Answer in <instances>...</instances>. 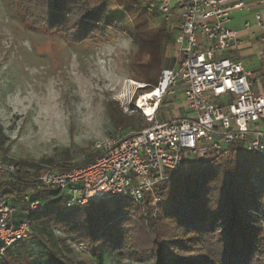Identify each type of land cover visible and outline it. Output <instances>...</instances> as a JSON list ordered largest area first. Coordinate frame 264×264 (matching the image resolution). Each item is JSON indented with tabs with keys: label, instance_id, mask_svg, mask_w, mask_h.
<instances>
[{
	"label": "trees",
	"instance_id": "16d2710c",
	"mask_svg": "<svg viewBox=\"0 0 264 264\" xmlns=\"http://www.w3.org/2000/svg\"><path fill=\"white\" fill-rule=\"evenodd\" d=\"M27 2L32 5L31 23L61 34L73 45L103 39L109 30L118 31L122 20L114 12L121 9L130 21L136 46L131 73L137 81L152 85L149 90L157 84L161 70L173 65L166 42L171 41L174 29L166 20L151 24L158 13L151 10L148 1ZM108 116L115 130L126 123L127 117L140 119L139 114H124L117 101L109 103ZM95 156L90 154L84 164ZM259 158L235 152L207 164L181 166L170 172L168 182L154 187L158 197L155 205L146 196L142 204L119 197L73 207L66 205L67 195L58 189L37 188L30 180L41 163L54 164L53 160H13L18 176L0 179V190L3 196L13 198L19 210L16 219L28 218L33 233L26 241L0 252V264H75L59 240L48 233L52 228L76 235L74 239L86 245L98 263L109 254L136 259L150 255V264H264V165ZM28 189H32L29 198ZM37 200L44 205L41 210L22 213ZM129 218H135L147 231L148 247L143 252L121 231ZM33 236L35 240L31 241Z\"/></svg>",
	"mask_w": 264,
	"mask_h": 264
},
{
	"label": "built area",
	"instance_id": "2783aa9c",
	"mask_svg": "<svg viewBox=\"0 0 264 264\" xmlns=\"http://www.w3.org/2000/svg\"><path fill=\"white\" fill-rule=\"evenodd\" d=\"M147 1L169 22L172 0ZM252 1L176 0L179 22L172 38L173 65L163 68L157 84L142 95L152 105L151 115L137 103L151 125L96 140L93 149L98 154L87 164L65 169L41 163L30 180L37 188L53 187L67 195L68 207L119 197L142 204L146 196L155 205L154 187L168 182L170 172L184 163L207 164L235 152L264 159V74L256 79L241 60L226 56L243 43L227 24ZM254 17L263 31L259 44L264 46V22L258 11ZM140 84L138 88L148 87ZM176 93L182 96L183 113L160 120L163 98ZM17 176L13 159L0 155V179ZM43 206L33 201L22 213ZM17 213L12 199L0 191V252L32 236L29 219L18 221Z\"/></svg>",
	"mask_w": 264,
	"mask_h": 264
},
{
	"label": "rangeland",
	"instance_id": "374dc122",
	"mask_svg": "<svg viewBox=\"0 0 264 264\" xmlns=\"http://www.w3.org/2000/svg\"><path fill=\"white\" fill-rule=\"evenodd\" d=\"M141 1L147 4V0ZM31 6L27 0H0V155L33 162L50 159L54 161L51 165L74 167L84 164L90 154H98L93 149L96 140L151 125L137 107V100L152 85L142 89L130 84L143 82L130 70L136 46L130 21L121 9L114 12L122 20L118 31L109 30L103 39L73 45L61 34L31 23ZM177 7L175 13L179 12ZM251 15L247 17L251 19ZM162 20L157 14L151 24ZM177 22L174 15L168 25L176 29ZM166 48L173 59L172 37ZM181 100L179 93L164 97L160 120L179 117L184 107ZM111 101H117L124 114H139L140 119L127 117L115 130L108 116ZM260 162L264 165V159ZM31 195L32 189H28L27 198ZM129 219L121 231L143 252L148 247L147 231L135 218ZM48 233L59 240L75 264H150L153 260L150 255L136 259L106 254L98 263L88 247L74 239L76 235L57 228Z\"/></svg>",
	"mask_w": 264,
	"mask_h": 264
},
{
	"label": "crops",
	"instance_id": "0c3cea01",
	"mask_svg": "<svg viewBox=\"0 0 264 264\" xmlns=\"http://www.w3.org/2000/svg\"><path fill=\"white\" fill-rule=\"evenodd\" d=\"M172 1L175 9L177 2L176 0ZM249 5L250 8L248 7V9L232 14V17L227 24L228 27L237 31L238 36L242 39L243 43L234 51L226 53V56L232 59L241 60L246 68L252 71L253 76L256 79H259L264 74V46L259 44V38L263 35V31L257 24L254 13L258 11L261 15L262 22H264V6L261 4L260 0H254ZM173 13V16L176 15L179 22V13ZM248 14H252L251 19L247 17ZM246 22L249 23V28L244 27ZM258 33H260V36L257 37ZM13 204L15 203L13 202ZM15 218L17 217L15 216Z\"/></svg>",
	"mask_w": 264,
	"mask_h": 264
},
{
	"label": "bare ground",
	"instance_id": "6f19581e",
	"mask_svg": "<svg viewBox=\"0 0 264 264\" xmlns=\"http://www.w3.org/2000/svg\"><path fill=\"white\" fill-rule=\"evenodd\" d=\"M130 84H133L135 85V88L137 87H141L142 85L140 83H135L133 81H130ZM145 93H148V92H145ZM143 93L140 94L139 96V100H137V102L140 104L141 107L144 108L145 112L148 114V115H151L152 113V105H150L148 102L144 101V98L142 97ZM146 97V96H145Z\"/></svg>",
	"mask_w": 264,
	"mask_h": 264
}]
</instances>
